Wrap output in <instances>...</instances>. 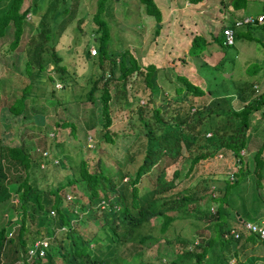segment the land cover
<instances>
[{
  "label": "trees",
  "instance_id": "obj_1",
  "mask_svg": "<svg viewBox=\"0 0 264 264\" xmlns=\"http://www.w3.org/2000/svg\"><path fill=\"white\" fill-rule=\"evenodd\" d=\"M105 1L99 0L100 6ZM140 1L143 2V11L152 16L155 25L153 34L157 35L161 27L160 9L154 0ZM242 1L232 0V3L234 7H239ZM21 3L22 0H0V13H3L0 15V34L3 36L5 26L6 29L9 24V27H14V47L5 48L3 53L15 50L24 52L25 55L21 57L25 69L36 75L37 80L34 82L37 81V86L41 87L42 92H31L25 97V118L29 113L28 119L31 121L26 123L24 129L34 130L38 127L37 130L41 131L46 123L47 105L38 98L44 97L51 102L50 96L55 90L52 88L51 92L47 93V83L58 78L64 84L63 90L72 88L75 84L76 73L62 62L55 44L56 36H60L68 25L66 13L71 12L72 0H48V6L43 15L41 14L42 18L39 17L40 21L37 23L34 21L37 26L26 21L24 12L20 10ZM4 5H8L6 11H1ZM241 17L236 18L232 24L222 25L220 33L211 40L218 49H223L225 59L230 57L225 49L228 50L232 44L223 42L222 28L231 26L234 29L240 26L236 25V20ZM96 21L99 23L98 29L101 30V35L94 37L93 42L98 50V67L89 77L91 84L84 93L85 99L90 100L93 106L88 109V115L82 120L77 117L67 121L61 116L55 123L61 127L68 125L74 140L81 145L79 136L83 134L86 137L89 135L87 131L94 129L98 137L97 143H108L113 148L112 153L122 158L121 162L128 161L132 158L128 152L131 143L120 146L116 141V133L108 127L112 121L109 103L112 96L109 85L114 82L118 94L126 97V77L136 72L141 75L140 83L149 89V98L154 101L160 97L159 103L153 105L149 115L144 116L140 112L141 128L132 136V139L136 140L142 135L140 131L143 132L145 143L141 145L144 151L142 161L136 170L127 173V178L124 179L125 176L119 167L110 169L101 161H98L97 166L92 163V156L85 155L81 148L70 154L62 144L64 140L48 145V152L43 154L37 146H30L28 140L8 141L13 139L10 137L12 133L5 128L6 131L0 132V206L4 207L6 200L9 201V183L14 180L18 193L16 208L19 207L21 216L16 228L10 225V217L6 220L0 218V264H53L50 241L57 231L63 234L57 241V253L63 258V264H133L142 254V251L136 250L140 246L147 248L156 242L157 249L159 248L160 238L151 232H144L147 224L156 219L159 221L160 231L178 227L177 234L174 233L172 238L166 239L168 244L174 246L175 254L165 264H229L231 257L238 264H256L260 260V264H264V238L257 239L253 232H241L238 238L229 233L231 218L264 222V136L258 148L254 149L252 169H249L248 159L239 153V149L246 145L252 114L264 106V85L260 83L264 75L257 79L251 77L252 80L238 78L235 91L227 89L224 82L219 86L210 85L218 67L202 60L201 53L209 41L202 35H195L187 54L196 60L199 72L205 69L210 75L204 84L205 87L173 71L175 79L171 80L170 76L165 87L157 91L158 67L153 63L142 65L138 59L140 54L137 52L136 55L128 47H110L107 44V23L101 18ZM243 25L253 28L259 24ZM49 63L57 72V78L48 73L49 81H45L41 78L42 72ZM92 71L90 68L89 72ZM254 84L259 85L260 92H255ZM81 92L76 91L71 97L63 93L64 99L61 98L58 103L73 98L77 103L81 100ZM205 93L210 95L206 103L192 102V97L200 98ZM235 95L242 100L238 106L232 102ZM185 102L189 106L184 107ZM19 113L20 111H14L12 116L21 120L25 113ZM207 131L211 133L206 135ZM214 137L226 140V146L237 154L234 181L225 178L217 185V179H203L195 186L201 187L199 191L189 187L181 192L170 193L177 183L175 179L179 171L174 169L172 177L167 178L165 158L176 160L182 149H188L190 152L198 149V153L192 158V163H195L200 158L212 155L218 148H213L212 144L206 142V139ZM59 154L69 161L70 174L64 182L49 184L45 180L46 174H43L44 179H40L36 170H41L45 163L47 165V161L58 158ZM155 164L158 167H154ZM153 170L156 172L152 186L141 191V179ZM249 173L254 177H247L248 184L246 182L242 188L240 182ZM66 187L79 201L81 210L75 208L71 212L77 222L84 223L89 215L92 223L95 220L100 222L89 239L74 227L73 221L69 220L66 212L60 207L63 198L64 201L68 200V193L64 192ZM212 187V190H220L219 194L209 196L207 204L197 203L203 196L210 194ZM200 191L203 192L199 193ZM234 191L235 197H231ZM51 210L54 214H51ZM191 210L196 214L184 213ZM197 229L202 230L195 231ZM196 233L202 236V240ZM42 239L47 240L48 245L38 243L35 252L29 254L28 249L34 246L35 241ZM129 248L136 251L127 259L124 252ZM147 262L146 264H155L154 260Z\"/></svg>",
  "mask_w": 264,
  "mask_h": 264
},
{
  "label": "rangeland",
  "instance_id": "obj_2",
  "mask_svg": "<svg viewBox=\"0 0 264 264\" xmlns=\"http://www.w3.org/2000/svg\"><path fill=\"white\" fill-rule=\"evenodd\" d=\"M159 1L163 2L167 6V10L168 7L170 10L172 7H180L178 4L179 2H182V4L189 3V0ZM77 2L78 4L75 9ZM7 6L8 5H4L1 11H6ZM47 6L48 0H22L20 10L21 12H24L26 21H30L35 26H37L36 23L40 21L39 17L43 15L42 13L45 12ZM263 7L264 3L260 0H243L240 3L238 12H246L245 14H257L263 10ZM177 9L180 11V13L173 15L171 20H175L177 18V21H180L181 23L180 26H183L188 32V21L186 24L184 21L189 15L188 13L182 12L184 11L182 7ZM70 10L71 12L69 11L66 13L68 25H66V27L63 29V33L60 36H56V38H54L56 49L62 57V62H65L70 69H74V72L76 73L74 79L76 82L74 81V87L63 90L64 84L56 77L57 72H55V70L52 68V64L49 63L44 68L42 72L43 75L41 77L42 80L49 81V79H47L48 73L54 75V78L57 79L47 83V85H49L47 88V93H50L51 89L55 88L53 94L50 96L51 102H48L44 97H41L40 99L38 98V100L44 101L47 105L46 123L41 128V131L37 130L38 127L34 130L24 129L25 124L31 121V119H28L30 117L29 113L27 118H25L27 113V103H24V101L26 102L25 97L29 96L31 92H37L39 94L42 92L41 87L37 86V81L34 82L37 80L36 75L28 72L25 69V66L21 60V56L25 55L24 52L18 53L19 51L15 50L17 53L12 54V59L6 57L5 53L2 51H4L5 48L12 49L14 47V42L12 41L13 37L11 39L6 37L4 38L0 34V47L3 48L2 51H0V132L3 130L6 131L7 129L12 133L10 137L13 138L8 139V141L25 139L26 141H29L28 144H30V146H37L42 152L44 150L47 151L48 145L64 140L62 144H64V146L69 150L70 154L75 153L79 148H81L85 155L92 156L93 164L98 166V161H101V163L103 162L107 168L113 169L119 167L122 171V174L125 176L124 179H126L127 173H133L136 170L144 155V151L141 149V145L143 146L145 143L143 132L140 131L142 135L138 136L136 140L132 139L133 133L137 132L141 128L140 112L144 116L149 115L152 112L153 105L158 104L160 100V97H157L154 101L149 98V89L140 83L142 80L141 75L133 72L126 77V97L120 93L118 94L114 82H111L109 85V92L112 96L109 99L110 115L112 121L108 127L111 131L116 133V141L120 146L131 143L128 152L132 155V158H130L128 161L121 162L122 158L116 157L112 153L113 148L109 146L108 143H97L98 137L94 129L88 130L87 133L89 135L87 134L88 136L86 137H84L83 134L79 136V140L82 142L81 145V143L74 140L73 135L69 131L70 127L68 125L61 127L55 123V120L61 116L67 119V121L70 119L75 120L77 117L82 120L84 119L83 117L88 115V109L93 106L90 100L85 99L84 93L88 90L91 84V79L89 77L94 71H97L98 67V50L95 43L93 42L94 37L101 35V30L98 29L99 23L96 20L101 18L107 23L109 31L107 44H109L110 47H128L130 50L134 51L136 55L137 52L140 54L138 55V59L142 65H146L150 62L156 64L159 69L157 75V91L164 87L162 83L166 84V80H168L170 76L171 80H173V71H180L179 73L184 72V75L196 83H206V80L208 77H210V75L205 69L202 72H199L196 67V60L193 58L189 60L185 69L182 68L185 66V62L182 63V60H186L183 57L185 52L182 53V51H177L175 44L170 46L169 44L170 42L172 43V41L169 39V37H166V35L164 38H160L158 34H153L155 27L153 18L143 11V2L140 0H106L101 6L99 0H72V4H70ZM2 14L3 13H0V15ZM95 14L98 16H94ZM239 16L241 17V15ZM224 17L227 18L226 23H233V12L227 11ZM190 18L188 20H190ZM167 22L168 21L164 22V26ZM254 28L256 27H234V29L239 32H236V36H238V34L240 35L235 40L234 44L229 46L228 50L225 49V51L228 52L229 56H231L230 58H232V60L235 62L233 53L235 52V49H237L240 67L247 71L250 76H254V78L257 79L264 75V36L261 37L260 35L255 34L253 32ZM5 30L6 26L4 28V31ZM175 30V27H173L170 31ZM251 37H253L252 41L249 39ZM95 42L97 43V41ZM249 44L251 45L248 46ZM214 48L215 45H209L207 48L209 51L204 49L201 53L202 60L211 65H217L219 63L217 60L221 58L219 53L213 54V57L211 56V51H213ZM92 49L97 51L93 52ZM248 51L251 52L249 53ZM222 57L223 62L217 65L218 71L213 75L210 85L217 84V86H219L221 82H224L227 85V89H233L235 91V85L232 87L230 81V79L235 78V63L229 59V57L228 59H225V54H223V52ZM244 61L246 63H244ZM179 64L182 66L181 70L178 68ZM3 65L7 67L5 68V71H3L1 67ZM171 67H173V69H171ZM90 68L93 69L92 72H89ZM249 78L251 80L253 79L251 77ZM119 83H122L121 79L119 80ZM260 83L261 85H264V76ZM203 87H205L204 84ZM80 90L82 91L81 100L77 101V103L74 101V98V100L68 99L64 100L62 103H58L61 98L64 99L65 94L63 93H67L66 96L69 95L71 97L72 93ZM209 98L210 95L205 93L200 98L192 97V102L195 104L206 103ZM21 99L23 101H21ZM56 99L57 102L55 103ZM11 105L12 107L10 108ZM183 106L187 107L189 105H187L185 102ZM262 110H264V106L262 109L257 110L252 114L250 127L247 131L246 145L240 149V152L242 151L241 154H245L244 157L248 159L249 169L253 168L252 157L254 149L258 148L264 136V114H262ZM14 111H20L19 114L25 113V115L21 117V120H16L17 118L12 116ZM192 111L194 110H191V112ZM7 120H9V123H7ZM206 142L208 144H212L213 148L217 146L218 148L212 155L200 158L195 163H192V158L196 153H198V149H194L190 152L188 149L184 148L176 160L165 158L164 166L166 169L165 171L167 178L172 177V172L174 169L179 171V175L175 179L177 183L175 187L169 191L170 193L181 192L185 188L187 189L189 187L197 188L199 191L201 190V187L195 186L203 179H217V185H220L222 180L225 178H228L229 181H234L235 175L233 178H229V173L231 171H233V173L236 172L237 158L232 156L230 148L226 146V140L214 137L213 139H206ZM233 145H235V143ZM92 148H95V150L93 151ZM219 152H222V156H219ZM47 162V165L45 163L44 167H41V170H36V175H38L40 179H44L43 174L45 173V180L49 184L51 183L53 185L57 184L58 182L61 183L66 181V178L70 174V168L68 167L69 161H67V159L63 157L62 154H59L58 158H53L51 162ZM154 167H158V165ZM155 172L156 170H153L152 172L146 174L143 179H141V191H144L152 186ZM251 175L253 174L249 173L245 175L243 181L240 182V186L242 188L245 187L247 177L252 178ZM9 186L11 188V196L9 201L6 200L4 203V207H1L2 205L0 206V218L6 220L8 217H10V225L16 228L19 225L21 216L19 207L16 208V205L18 204V193L16 191L17 183L12 180L9 183ZM64 189V192L68 193V200L64 201L63 198L60 207L64 212H66L69 220L73 221L74 227L77 228V230L80 231L84 237L89 239L90 236L94 234V229L100 224V222L95 220L92 223V221H90V215L86 218L84 223L77 222L74 214H71V212L74 211L75 208H78L79 211L81 210L79 201L74 197L72 192H70L69 188L66 187ZM212 189L214 188L212 187L210 189V194L203 196V198L197 203H201L203 205L207 204V199L209 196H217L219 194L220 190L218 191L217 189ZM202 192L203 191H200L199 193ZM231 197H235V191L231 194ZM211 209H213V207H211ZM184 213L186 215L196 214L194 210ZM235 224H238V222ZM144 229V232H151L155 236L159 237L161 244L159 245L158 249L156 242H153L152 245L148 246L147 248L140 246L136 250L142 251V254L141 256H138L137 261H135L133 264H142V262L152 260L155 261V264L167 263L173 254H175V249L173 245L168 244L166 239L172 238L174 233L177 234L178 227L174 226L172 229L160 231L159 221L156 219L150 224H147V227ZM200 230L202 229H197L195 231ZM62 235V233L57 231L53 235V239L50 241V252L53 255V264L64 263L63 258L57 253V241L62 238ZM199 235L200 234H197L198 238L202 240V236ZM197 236L195 240L198 239ZM93 242L94 239H92V243ZM128 246L130 245L128 244ZM129 249H132L131 252L128 251ZM129 249H126L124 252L127 255V259H130L133 252L136 251L133 250V248ZM176 250H179V248H176ZM231 258L229 264H238L234 258ZM260 263H262L261 260L256 262V264ZM14 264H18V262ZM36 264L42 263L37 262Z\"/></svg>",
  "mask_w": 264,
  "mask_h": 264
},
{
  "label": "crops",
  "instance_id": "obj_3",
  "mask_svg": "<svg viewBox=\"0 0 264 264\" xmlns=\"http://www.w3.org/2000/svg\"><path fill=\"white\" fill-rule=\"evenodd\" d=\"M154 1H155L156 5L159 7L160 12H161V27H160L158 36H160V38H164L166 35V37H169V39L172 41V43L170 42V44H169L170 46L172 44H175L177 51H182V53L185 52V55L183 57L186 60H182V63L185 62V66L182 67L179 64L178 65L179 70H181V67L183 69H185L186 66L188 65L189 60L191 59L190 55H188L186 53H188L189 47L191 46L192 38L195 35H202L204 38H206L207 41H209V43H207V47L205 49V50H207L209 45H211V46L213 45L214 41H211V40L213 39V37L215 35H217L218 32L220 33V29H221L222 25L227 24L226 23L227 18L224 17L225 13L227 11L233 12V15H234L233 21L236 18L240 17L239 15L242 16V15H245V13H246V12L245 13L244 12L243 13L238 12V8L240 6L234 7L232 0H189L188 4H186V3L182 4V2H179L178 4L180 5V7H172L171 10L169 7L167 10V6L163 2H161L159 0H154ZM260 1H262L264 3V0H260ZM181 7L184 10L182 12L188 13V15H189L187 17V19H185V21H184L185 24L188 21V23H187L188 32L186 31V29L183 26L182 27L180 26L181 23H180V21H177V18L175 20H171L173 15H177L180 13V11L177 8H181ZM189 18H190V20H188ZM165 21H168V22L164 26ZM240 26H244V25H240ZM173 27H175L176 30L170 31ZM255 27L256 28L253 29V32L255 34L263 37L264 36V24L256 25ZM236 32H238V31L235 30V34H236ZM239 35L240 34H238V36H235V40L239 37ZM13 36H14V27H9V25H8L7 29L5 30L2 37H4V38L6 37V38L11 39ZM249 39H250V41H252L253 37H251ZM250 45L251 44H249L248 46H250ZM217 47L218 46H215L214 50L211 51V56L213 57V54L219 53V55L221 56V58H219L217 60V61H219V63L217 65H219L223 62V57H222L223 49H218ZM2 49L3 48L0 47V51H2ZM248 52L250 53L251 51H248ZM14 53H17V52L11 51L5 55L7 58L12 59L13 58L12 54H14ZM237 53H238V50L235 49V52L233 53L234 58H235V62L232 60V58H230L231 56L229 57V59H231L235 63V73H236L235 78L230 79L232 85H235V82L236 83L238 82V78L239 79H242V78H248L249 79V77H252V76H250V74L247 73V71H245L243 68L240 67L239 56ZM223 54H224V52H223ZM186 61H187V63H186ZM214 61H215V59H214ZM244 63H246V62L244 61ZM1 67H2L3 71H5V68H7V67H5V65H3ZM236 67H237L238 71H237ZM171 69H173V67H171ZM175 72L178 74L184 75L183 71H182L183 73H179L180 71H178V72L175 71ZM0 78H1V75H0ZM188 79H190V78H188ZM191 81H193V80H191ZM162 84L165 87V84L164 83H162ZM196 84L203 85L205 83L200 82V83H196ZM241 101L242 100L237 98L236 95L232 99L233 103L237 102V104H235V106H238ZM7 121H8L7 123H9V120H7ZM25 126H26V124H25ZM26 130H30V129H26Z\"/></svg>",
  "mask_w": 264,
  "mask_h": 264
},
{
  "label": "built area",
  "instance_id": "obj_4",
  "mask_svg": "<svg viewBox=\"0 0 264 264\" xmlns=\"http://www.w3.org/2000/svg\"><path fill=\"white\" fill-rule=\"evenodd\" d=\"M243 24H264V8L263 10L258 14H252L248 13L243 15V17L236 20V25H243ZM222 36H223V42L227 45L234 43L235 38V32L233 27L226 26L222 28ZM93 52H96L95 49H92ZM254 90L256 93L260 91L259 85L254 84L253 85ZM43 153H46L45 151ZM230 178H233V173H230ZM51 213H54L53 210H51ZM229 233L233 234L234 237L238 238L241 234V232H253L255 233L258 238H264V223L261 222H253V221H247V220H241L239 227H236L232 222L229 224ZM38 243H41L44 246L48 245V241L45 239L37 240L34 243V246L30 247L28 249V253L32 254L35 252L36 248L38 247ZM43 251H41L42 253Z\"/></svg>",
  "mask_w": 264,
  "mask_h": 264
},
{
  "label": "clouds",
  "instance_id": "obj_5",
  "mask_svg": "<svg viewBox=\"0 0 264 264\" xmlns=\"http://www.w3.org/2000/svg\"><path fill=\"white\" fill-rule=\"evenodd\" d=\"M264 8V7H263ZM260 13V12H259ZM260 25V24H259ZM234 42H235V40H234ZM211 132H207V134L206 135H209ZM230 148V147H229ZM241 149V148H240ZM240 149H239V153L241 154L242 153V151L240 152ZM46 153L48 152V151H46V150H44ZM43 151V152H44ZM230 151H231V153H232V156H234V157H237V154L236 153H234L233 151H232V149L230 148ZM42 152V153H43ZM46 153H43V154H46ZM242 156H244L243 154H241ZM219 156H222V152H219ZM232 173H233V171H231ZM230 172V173H231ZM230 173H229V178H230ZM233 176H234V173H233ZM213 210V209H212ZM52 214V213H51ZM54 214V213H53ZM241 220H243V219H238V220H236V218H231L230 219V224H231V222L235 225V223L236 222H238V224L237 225H235L236 227H239V225H240V221ZM263 221V220H262ZM261 222V221H260ZM264 223V222H263ZM257 239H262V238H258V236H257ZM195 243H197V240L195 241ZM138 259V258H137ZM146 263H148V262H142V264H146Z\"/></svg>",
  "mask_w": 264,
  "mask_h": 264
}]
</instances>
